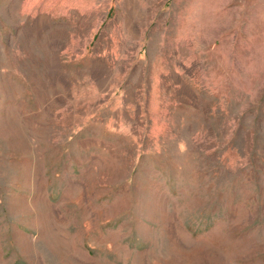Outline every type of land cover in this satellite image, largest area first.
<instances>
[{"label":"rangeland","instance_id":"374dc122","mask_svg":"<svg viewBox=\"0 0 264 264\" xmlns=\"http://www.w3.org/2000/svg\"><path fill=\"white\" fill-rule=\"evenodd\" d=\"M0 264H264V0H0Z\"/></svg>","mask_w":264,"mask_h":264}]
</instances>
